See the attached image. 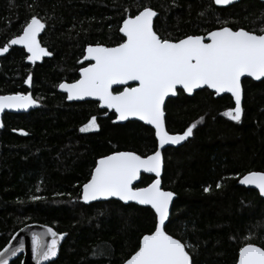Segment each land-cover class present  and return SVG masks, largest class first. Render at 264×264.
I'll return each mask as SVG.
<instances>
[{"label":"trees","instance_id":"16d2710c","mask_svg":"<svg viewBox=\"0 0 264 264\" xmlns=\"http://www.w3.org/2000/svg\"><path fill=\"white\" fill-rule=\"evenodd\" d=\"M145 6L158 13L157 33L173 41L223 26L264 28V3L257 0L227 8L213 0H0V47L35 15L46 25L40 44L51 53L32 62L22 45H10L0 54V95L30 94L38 104L28 113H7L0 129V251L25 226L41 224L66 235L50 264H124L154 231L151 208L81 198L100 158L115 151L153 154L154 130L139 122L116 124L114 112L91 101L68 103L59 91L61 83L79 79L88 46L121 43L123 19ZM243 90L239 123L223 115L235 106L233 98H216L208 89L193 97L179 91L165 108L170 134L198 122L181 147L164 152L162 176L163 189L176 195L165 230L193 246V264H237L246 243L264 247V200L239 184L249 172H264V80L246 79ZM93 116L98 129L81 132ZM153 180L143 176L137 186Z\"/></svg>","mask_w":264,"mask_h":264},{"label":"snow or ice","instance_id":"6c2138e0","mask_svg":"<svg viewBox=\"0 0 264 264\" xmlns=\"http://www.w3.org/2000/svg\"><path fill=\"white\" fill-rule=\"evenodd\" d=\"M213 2L227 6L234 0ZM157 16L152 7L145 6L138 14L123 19L119 28L121 43L114 47L88 46L84 60L90 63L80 68V78L59 85L67 92V99L95 97L102 107L114 110L120 121L135 117L152 125L160 148L187 140L197 127L198 122L193 123L177 135L166 130L165 100L176 96L178 91L191 94L196 89L207 88L216 94L230 93L235 106L223 115L231 121L241 122V78L251 77L258 81L264 78V28L257 33L223 26L207 32L206 36L188 35L173 41L161 37L154 29V17ZM45 27V23L33 15L21 35L12 38L9 45L0 47V54L7 53L10 45H22L30 53L27 56L29 61L50 56L38 39ZM30 81L31 77L26 83ZM113 86H122V90ZM36 104L30 94L0 95V112L5 109L27 110ZM98 127L97 118L93 116L79 130L88 132ZM20 132L27 135L23 130ZM161 170L160 150L147 156L133 151H115L96 162L90 179L83 185L81 198L85 202L115 197L124 202L149 205L155 210L154 231L143 235L138 250L124 264H193L189 251L193 246L165 230L174 193L161 188ZM142 172L154 174L155 179L147 186L138 187L136 182ZM240 183L255 186L264 196V172H249ZM221 186L216 184V188ZM210 190V186L204 188L205 192ZM64 235L51 227L43 233H32V255L37 264L57 256L58 244ZM22 249L23 241L18 248H4L0 251V264H9V256H16ZM237 264H264V247L246 243L239 248Z\"/></svg>","mask_w":264,"mask_h":264},{"label":"water","instance_id":"95a60500","mask_svg":"<svg viewBox=\"0 0 264 264\" xmlns=\"http://www.w3.org/2000/svg\"><path fill=\"white\" fill-rule=\"evenodd\" d=\"M241 1H243V0H234V3H232L231 5H227V6L216 5L215 3H214V4H215L216 7H219V8H227V7H229V6H232V5H234V4L239 3V2H241ZM257 1L264 3V0H257ZM156 18H157V17H154V24H155V20H156ZM121 35H122V33H121ZM95 46H96V45H95ZM86 49H87V48H86ZM85 55H86V50H85ZM83 62L86 63V64H89V63H90V61H85L84 59H83ZM87 66H88V65H87ZM87 66H86V67H87ZM79 75H80V72H79ZM79 78H80V77H79ZM246 79L251 80V81H253V82H257V83H258V82H261L262 80H264V78H262V80H259V81H258V80H255V79H253V78H251V77H242V78H241V86H242V107H243V101H244L243 81L246 80ZM130 83L132 84V86H135V85H134V82H130ZM113 87H114V89L117 88V87H119L120 90H122V86H113ZM205 89H207V88L196 89V90H194L193 93H191V94H189V93H185V92H184V93H185L188 97H193V96L195 95L196 92L201 91V90H205ZM208 90L211 91L212 93H214L216 98L223 97V96H225V95H227V96H231L230 93H220V94H216V93L214 92V90H212V89H208ZM59 91H60L62 94L66 95V97H67V92H65L64 90L60 89V87H59ZM178 94H179V91H178V93H177L176 96H170V97L166 98V100H165V108H166L167 102H168L170 99L177 98V97H178ZM231 97H232V96H231ZM32 98H33V97H32ZM233 100H234V98H233ZM88 101L98 103V104H99V107H100L101 110H108V111H110V112H114V110H111V109H107V108H105V107H102L100 101L98 100V98H95V97H85V98H83V99H73V100H68V99H67V102H68V103H80V102H88ZM234 103H235V102H234ZM37 106H38V104H36V105H34V106L28 108L27 110H24V109H20V110L5 109L3 112H0V124L3 125V118H4V116H5L7 113H10V114L28 113V112H30V111L36 109ZM114 113H115V112H114ZM115 115H116V120H115V123H116V124L124 125V124H126V123H128V122H139V123H141V124H143V125H145V126L151 128V129H153L154 132H155V129H154V127H153L152 125H148V124H146L145 122L140 121L138 118L130 117V118H129L128 120H126V121H120V120L117 119V114H115ZM165 127H166V130H167V124H166V112H165ZM2 128H3V127H0V129H2ZM167 131H168V130H167ZM169 134H170V133H169ZM171 135H177V134H171ZM155 137H156V136H155ZM156 140H157V145H158L157 150H160V151H161V155H162V170H161V177H160V179H161V188L163 189V185H162V176H163V171H164V152H165L166 150H168V149H176V148L181 147V146L185 143V141H182L181 143H179V144H175V145H173V144H168V145H165L163 148H160V146H159V142H158V139L156 138ZM143 176H149V177H152V178L155 179V175H154V174H152V173H143V172H142V173H141L140 180L136 182V186H137L138 184H140V182H141ZM242 178H243V177H242ZM242 178H241V179H242ZM241 179H240V180H241ZM240 180H239V184H240V186H242V187H244V188H246V189L255 190V191H257V192L259 193V190H258L257 188H255V186L241 184V183H240ZM82 189H83V188H82ZM163 190H164V189H163ZM165 191H168V190H165ZM259 195H260L261 198L264 200V196H262L260 193H259ZM112 200H114V201H118V202H121V203L124 204V205L134 204V205H137V206H140V207L151 208V206H149V205H139L138 203H136V202H134V201H129V202L120 201L118 198H115V197L108 198V199H106V200H105V199H98V200H95V201H89V202H85V201H84V202H85L86 204H95V203H101V202H109V201H112ZM175 200H176V195L174 194L173 201H172V203L170 204V207H169V213H170V214H169V219H168V221H166V226H167V224H168V222H169V220H170V218H171L172 209H173V205H174V203H175ZM151 209H152V208H151ZM152 210L155 212L154 209H152ZM48 227H49V226H45V225H41V224H30V225L25 226V227L22 228L21 230H19V231L13 236V238L10 240V242L8 243V245H7L6 247L11 246L12 248H18L19 245H20V242L23 241V249H22V251H18L17 254H16V256H14V257L9 256V258H8V259H9V264H11L12 262H14L16 259H18V258H20V257L23 258L22 264H37L36 259H34V258H33V255H32L31 236H32V233H33V232H37V233H43V232H45V230H46ZM52 229H53V228H52ZM53 230H54V229H53ZM54 231H55V230H54ZM46 239H49V238L46 237ZM65 239H66V235H64L63 238L59 241V244H58V251H57V256H56V257H53V258H52L51 260H49V261H42L41 264H50V263H52V262H54V261L57 260V258L59 257V253H60L61 246H62V244L64 243ZM6 247H5V248H6ZM3 250H4V249H3ZM3 250H2V251H3Z\"/></svg>","mask_w":264,"mask_h":264},{"label":"rangeland","instance_id":"374dc122","mask_svg":"<svg viewBox=\"0 0 264 264\" xmlns=\"http://www.w3.org/2000/svg\"><path fill=\"white\" fill-rule=\"evenodd\" d=\"M95 130H97V129H95ZM91 131H94V130H91ZM91 131H88V132H91Z\"/></svg>","mask_w":264,"mask_h":264}]
</instances>
